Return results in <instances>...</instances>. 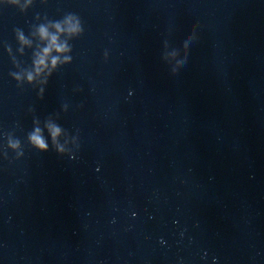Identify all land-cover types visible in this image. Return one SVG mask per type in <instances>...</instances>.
Returning a JSON list of instances; mask_svg holds the SVG:
<instances>
[{
  "label": "clouds",
  "instance_id": "9594fccd",
  "mask_svg": "<svg viewBox=\"0 0 264 264\" xmlns=\"http://www.w3.org/2000/svg\"><path fill=\"white\" fill-rule=\"evenodd\" d=\"M53 45L55 46V41H53ZM58 50H62V49H59V48H58ZM47 51H49V49H46V50H45V52H47ZM39 63H40V64H43V63H44L43 59H41V60L39 61ZM53 63H55V61H54ZM30 79H31V77H30ZM38 131H39V130H37V132H38ZM58 133H59V129H58V128L53 129L52 135H53L54 138H55V136H56ZM32 141H33V143H34L37 147H39L41 150H46V149H47V145L45 144V142L43 141V139H42L38 134H37V135H34V136L32 137Z\"/></svg>",
  "mask_w": 264,
  "mask_h": 264
}]
</instances>
